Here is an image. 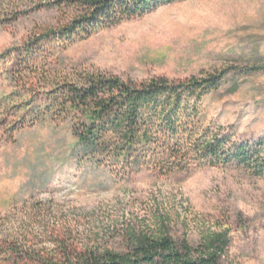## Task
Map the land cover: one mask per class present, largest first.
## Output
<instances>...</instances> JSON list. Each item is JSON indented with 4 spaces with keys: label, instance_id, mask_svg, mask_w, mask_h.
Returning <instances> with one entry per match:
<instances>
[{
    "label": "rangeland",
    "instance_id": "1",
    "mask_svg": "<svg viewBox=\"0 0 264 264\" xmlns=\"http://www.w3.org/2000/svg\"><path fill=\"white\" fill-rule=\"evenodd\" d=\"M52 2L0 0V264H48L67 247L122 252L130 233L162 231L195 247L224 233L220 264H264V0L157 3L68 33L78 14ZM89 72L220 76L197 103L199 126L226 151L263 142L260 155L170 176L79 163L68 121L42 114L49 88Z\"/></svg>",
    "mask_w": 264,
    "mask_h": 264
},
{
    "label": "trees",
    "instance_id": "2",
    "mask_svg": "<svg viewBox=\"0 0 264 264\" xmlns=\"http://www.w3.org/2000/svg\"><path fill=\"white\" fill-rule=\"evenodd\" d=\"M51 1L59 9L78 14L64 28L68 33L71 26L75 30L100 21L115 23L123 15L178 0ZM220 80V76L209 75L180 82L161 77L135 83L109 73L89 72L49 88L42 117L68 121L75 142L73 156L79 163L87 161L95 168L126 176L143 170L170 176L195 163L220 159L246 164L259 157L263 142L255 150L236 144L226 151L218 135L199 126L197 103ZM228 243L224 233L207 236L198 247L175 241L164 231L130 233L122 252L67 247L48 264H220Z\"/></svg>",
    "mask_w": 264,
    "mask_h": 264
}]
</instances>
